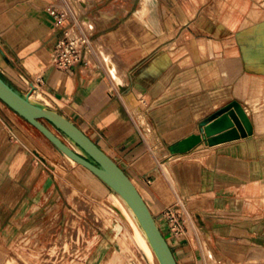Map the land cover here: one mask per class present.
<instances>
[{
    "label": "crops",
    "instance_id": "1",
    "mask_svg": "<svg viewBox=\"0 0 264 264\" xmlns=\"http://www.w3.org/2000/svg\"><path fill=\"white\" fill-rule=\"evenodd\" d=\"M51 9L65 18L55 22ZM233 15L227 0H0L3 77L116 161L177 264H264L256 251L264 248V131L248 93L251 66L233 40L253 24ZM65 33L89 43L84 62L59 69L50 55ZM233 100L250 135L170 150ZM42 138L0 101V264H109L114 249L103 241L113 225L74 200L81 190L52 169ZM68 170L91 198L108 192L84 169ZM168 206L181 212V235L169 229Z\"/></svg>",
    "mask_w": 264,
    "mask_h": 264
},
{
    "label": "water",
    "instance_id": "2",
    "mask_svg": "<svg viewBox=\"0 0 264 264\" xmlns=\"http://www.w3.org/2000/svg\"><path fill=\"white\" fill-rule=\"evenodd\" d=\"M71 35H74L72 33ZM0 101L43 134L56 148L93 173L116 193L133 215L158 264H177L171 247L137 187L125 171L71 119L5 79L0 72ZM216 119V120H215ZM209 120H214L208 123ZM49 123L58 133L52 130ZM226 129L219 135L213 134ZM252 123L241 104L233 100L212 113L193 133L170 146L186 152L201 143L214 144L252 133Z\"/></svg>",
    "mask_w": 264,
    "mask_h": 264
},
{
    "label": "rangeland",
    "instance_id": "3",
    "mask_svg": "<svg viewBox=\"0 0 264 264\" xmlns=\"http://www.w3.org/2000/svg\"><path fill=\"white\" fill-rule=\"evenodd\" d=\"M227 13H233L234 18L238 20H244L247 16L251 15L252 28L246 30L244 33L238 34L241 35L243 40H240L238 38L239 36L235 34H233V40L241 43L240 45L244 50L243 53H245V61L251 66L248 79V93L252 96L251 98H253L255 103L258 104L257 109L260 111V114L263 113L264 115V0H227ZM229 15H227V18L230 17ZM84 25L86 26L85 23ZM252 104L254 103H251V105ZM135 108L136 107H134V109ZM45 123L58 133L49 123L46 121ZM261 131H264L263 124L261 126ZM147 132L151 133L149 130ZM42 139L48 146L46 151L49 154L52 169H55L58 175L62 176L63 174L66 176L67 180L65 181L67 185L76 191L78 189L81 190L82 196H75L74 200H77L79 205L86 208L89 214L101 215L104 224L113 225L114 230L112 234L108 231L103 241L106 247L114 249V256L108 259L109 264H133L131 263L132 258L136 259L139 264H142V253L148 259L149 264H157L158 261L145 236L120 197L109 190L88 169L76 162L72 164L49 140ZM68 167H80L91 173L107 188L108 192L105 193L102 199L91 198V194L87 190H84L77 179L69 173ZM110 194L113 196L115 202L112 201ZM72 226L75 227V224L73 223ZM258 259L264 260L263 258ZM209 260H211V258H209Z\"/></svg>",
    "mask_w": 264,
    "mask_h": 264
},
{
    "label": "built area",
    "instance_id": "4",
    "mask_svg": "<svg viewBox=\"0 0 264 264\" xmlns=\"http://www.w3.org/2000/svg\"><path fill=\"white\" fill-rule=\"evenodd\" d=\"M51 13L57 23L65 18V12H57L55 9H51ZM88 43L89 39L85 35L65 33L64 37L55 43L50 55V63L56 68L65 69L84 62L85 49ZM164 215L173 234H183L185 227L178 208L168 206L164 210Z\"/></svg>",
    "mask_w": 264,
    "mask_h": 264
},
{
    "label": "bare ground",
    "instance_id": "5",
    "mask_svg": "<svg viewBox=\"0 0 264 264\" xmlns=\"http://www.w3.org/2000/svg\"><path fill=\"white\" fill-rule=\"evenodd\" d=\"M253 13V12H252ZM250 15V14H249ZM251 16V15H250ZM250 16H248L249 18H250ZM247 17V18H248ZM251 19L252 18H250V21H251ZM245 21H246V19L244 20V23H245ZM250 21L248 22L247 21V23H245V24H247V25H251V23H252V21H251V23H250ZM250 23V24H249ZM246 26V25H245ZM245 26H244V28H245ZM251 28V27H250ZM242 29H243V25H242ZM245 29H247L248 30V28L246 27ZM244 30H242V31H240L241 33L243 32ZM244 33V32H243ZM204 40V39H203ZM203 42V41H202ZM201 43V42H200ZM204 43V42H203ZM202 51V50H201ZM229 65V64H228ZM227 65V66H228ZM250 102V101H249ZM253 103V102H252ZM252 105H254V106H256L255 104H252ZM258 107H256L255 109H257ZM260 122H261V124H260V126L262 125V123H263V125H264V115H263V113H261L260 115ZM149 129V128H148ZM259 129V128H258ZM148 131V130H147ZM147 133V132H146ZM148 135V134H147ZM63 153V152H62ZM67 158H68V160L71 162V163H74V162H76L74 159H72V158H70L69 156H67L65 153H63ZM200 156V155H199ZM77 163V162H76ZM171 165V164H170ZM110 197H111V199H112V201L113 202H115V200H114V198H113V196L110 194ZM258 246V245H257ZM257 252H258V258H263L264 259V248H257V250H256ZM151 258V257H150ZM157 264H158V262H157Z\"/></svg>",
    "mask_w": 264,
    "mask_h": 264
}]
</instances>
